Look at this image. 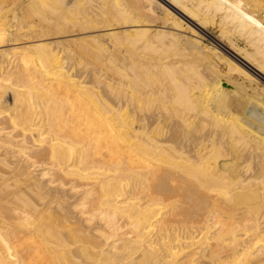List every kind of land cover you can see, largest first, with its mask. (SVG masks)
Segmentation results:
<instances>
[{"label":"bare ground","instance_id":"bare-ground-1","mask_svg":"<svg viewBox=\"0 0 264 264\" xmlns=\"http://www.w3.org/2000/svg\"><path fill=\"white\" fill-rule=\"evenodd\" d=\"M263 11L0 0V264H264Z\"/></svg>","mask_w":264,"mask_h":264},{"label":"rangeland","instance_id":"rangeland-1","mask_svg":"<svg viewBox=\"0 0 264 264\" xmlns=\"http://www.w3.org/2000/svg\"><path fill=\"white\" fill-rule=\"evenodd\" d=\"M233 5H235L236 3L233 1V3H232ZM153 10H154V14L152 15L153 17H154V19H155V23L156 24H160V23H162V21H163V11H162V9L159 7V5L158 4H154V6H153ZM195 29L199 32V33H201V34H203L202 32H201V30H200V27L198 28H196L195 27ZM204 33L205 34H203V38H204V42H206V43H211V44H213V45H217V46H219L218 44H217V42H216V40H214L213 39V36H215L216 35V33H217V31H216V29H214V28H210L208 31H204ZM215 34V35H214ZM216 42V43H215ZM238 44L239 45H242L243 43L240 41V40H238ZM220 47V46H219ZM193 52H194V50H193ZM264 78H259V81L261 82V83H263L264 81Z\"/></svg>","mask_w":264,"mask_h":264},{"label":"built area","instance_id":"built-area-1","mask_svg":"<svg viewBox=\"0 0 264 264\" xmlns=\"http://www.w3.org/2000/svg\"><path fill=\"white\" fill-rule=\"evenodd\" d=\"M262 17L264 18V11L262 12Z\"/></svg>","mask_w":264,"mask_h":264}]
</instances>
